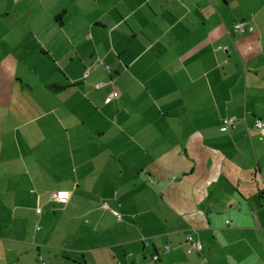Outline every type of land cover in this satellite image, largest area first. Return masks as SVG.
Returning <instances> with one entry per match:
<instances>
[{"label":"crops","instance_id":"obj_1","mask_svg":"<svg viewBox=\"0 0 264 264\" xmlns=\"http://www.w3.org/2000/svg\"><path fill=\"white\" fill-rule=\"evenodd\" d=\"M256 120L264 0H0V264H264Z\"/></svg>","mask_w":264,"mask_h":264},{"label":"built area","instance_id":"obj_2","mask_svg":"<svg viewBox=\"0 0 264 264\" xmlns=\"http://www.w3.org/2000/svg\"><path fill=\"white\" fill-rule=\"evenodd\" d=\"M253 28L248 26L245 23H236L233 25V32L234 33H239V34H243L246 32H252ZM96 68L97 64H93L90 68ZM89 68V69H90ZM88 75V70L85 71L84 73V77H86ZM117 93L114 92L112 97L116 96ZM110 98L107 99V101H109ZM237 120L235 118H227L223 120V127L221 128V131H226L229 127H232L234 125V123ZM254 127L256 129L259 130H264V121L262 120H256L254 123ZM62 194H66V195H62ZM69 198V192L67 191H59V192H55L52 193L50 196V199L53 201H59V202H66V200ZM103 208L108 209V206L106 204H103ZM110 212L116 217L117 221H121V216L114 210H110ZM36 213L40 214L41 213V209L37 208L36 209ZM186 243L188 245V252H200L202 249V244L200 242L199 239L194 238L191 234H188L186 236ZM169 251V247L165 246L164 247V252H168ZM151 260L153 262H155L157 260L156 256H153L151 258ZM37 264H46L45 261L43 260V258L39 257L38 263Z\"/></svg>","mask_w":264,"mask_h":264},{"label":"water","instance_id":"obj_3","mask_svg":"<svg viewBox=\"0 0 264 264\" xmlns=\"http://www.w3.org/2000/svg\"><path fill=\"white\" fill-rule=\"evenodd\" d=\"M52 88L55 89V90H61V89H63L61 87H52Z\"/></svg>","mask_w":264,"mask_h":264},{"label":"snow or ice","instance_id":"obj_4","mask_svg":"<svg viewBox=\"0 0 264 264\" xmlns=\"http://www.w3.org/2000/svg\"><path fill=\"white\" fill-rule=\"evenodd\" d=\"M62 195H66V194H62Z\"/></svg>","mask_w":264,"mask_h":264}]
</instances>
